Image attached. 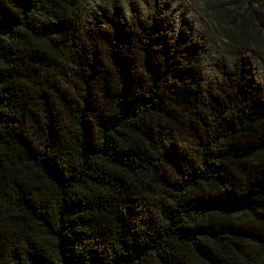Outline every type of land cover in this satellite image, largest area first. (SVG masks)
I'll return each mask as SVG.
<instances>
[{
  "label": "trees",
  "instance_id": "obj_1",
  "mask_svg": "<svg viewBox=\"0 0 264 264\" xmlns=\"http://www.w3.org/2000/svg\"><path fill=\"white\" fill-rule=\"evenodd\" d=\"M259 68L264 0H0V264H264Z\"/></svg>",
  "mask_w": 264,
  "mask_h": 264
},
{
  "label": "rangeland",
  "instance_id": "obj_2",
  "mask_svg": "<svg viewBox=\"0 0 264 264\" xmlns=\"http://www.w3.org/2000/svg\"><path fill=\"white\" fill-rule=\"evenodd\" d=\"M170 8V12H172L171 17L173 18V20H177L180 22L181 17L184 18L185 20V24L188 26V28L192 29V30H199V22L197 20V15L195 14V12H191L189 10L186 9L185 6H183L182 8L174 3L171 4ZM260 69V70H259ZM258 70V74L260 76V78L264 79V68H259Z\"/></svg>",
  "mask_w": 264,
  "mask_h": 264
}]
</instances>
